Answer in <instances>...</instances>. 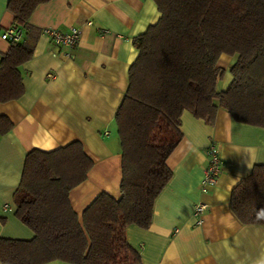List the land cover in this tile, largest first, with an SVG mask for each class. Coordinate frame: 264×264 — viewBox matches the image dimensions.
Segmentation results:
<instances>
[{
  "label": "trees",
  "instance_id": "1",
  "mask_svg": "<svg viewBox=\"0 0 264 264\" xmlns=\"http://www.w3.org/2000/svg\"><path fill=\"white\" fill-rule=\"evenodd\" d=\"M49 0H8L22 39L0 58V102L23 94L21 64L30 59L33 10ZM158 20L133 39L138 55L114 122L121 151L120 196L101 192L79 217L68 193L86 179L92 160L79 141L27 152L13 195L15 217L31 239L0 237L1 264H141L125 238L147 228L154 201L172 172L167 160L182 139L181 115L211 124L218 108L236 122L264 128V0H153ZM221 55L231 81L217 89ZM12 123L0 116V133ZM230 209L243 224H264V164L233 189Z\"/></svg>",
  "mask_w": 264,
  "mask_h": 264
},
{
  "label": "crops",
  "instance_id": "2",
  "mask_svg": "<svg viewBox=\"0 0 264 264\" xmlns=\"http://www.w3.org/2000/svg\"><path fill=\"white\" fill-rule=\"evenodd\" d=\"M7 3L0 0V35L13 22ZM158 17L153 0H49L33 10L32 55L19 67L23 94L0 102V116L12 123L0 133L1 238L33 236L14 215L13 195L25 155L34 148L82 144L92 166L68 193L79 217L101 192L119 198L121 151L114 117L126 93L128 69L138 55L133 39ZM70 27L80 31L71 49L42 33L44 28L65 32ZM9 46L0 37V58ZM222 56L218 90L231 81L232 58ZM180 130L182 139L167 160L172 175L154 201L151 222L145 229L127 226V242L141 264H264V224H243L230 209L232 189L255 165L264 164V128L236 122L218 108L211 124L184 111ZM211 142L219 149L222 172L202 193L205 148ZM198 202L208 205L200 223L193 215Z\"/></svg>",
  "mask_w": 264,
  "mask_h": 264
},
{
  "label": "built area",
  "instance_id": "3",
  "mask_svg": "<svg viewBox=\"0 0 264 264\" xmlns=\"http://www.w3.org/2000/svg\"><path fill=\"white\" fill-rule=\"evenodd\" d=\"M88 24H91V22H88ZM42 33L52 39L57 45L71 49L76 45L80 31L75 27H70V29L65 32L53 28H44L42 29ZM22 35V30L20 28L10 26L1 33L0 37L7 42H18L22 39ZM47 77H53V74L48 73ZM105 134L107 135L108 133L105 132ZM205 155L207 164L200 183V191L202 193H207L209 189L217 183V179L222 172V159L215 143L211 142L205 148ZM207 207L208 205L202 202H198L193 206V215L197 217V223L201 222L200 215Z\"/></svg>",
  "mask_w": 264,
  "mask_h": 264
},
{
  "label": "rangeland",
  "instance_id": "4",
  "mask_svg": "<svg viewBox=\"0 0 264 264\" xmlns=\"http://www.w3.org/2000/svg\"><path fill=\"white\" fill-rule=\"evenodd\" d=\"M222 57H227V56H222ZM219 63H220V65H222V66H223V64H224V62H223V60H221V58H220V60H219ZM217 85H219V87H220V82H219V81L217 82Z\"/></svg>",
  "mask_w": 264,
  "mask_h": 264
}]
</instances>
